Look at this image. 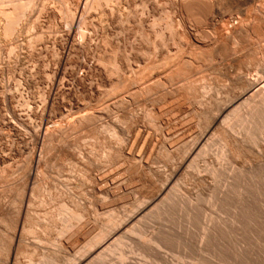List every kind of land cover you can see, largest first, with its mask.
Returning <instances> with one entry per match:
<instances>
[{"label":"bare ground","instance_id":"bare-ground-1","mask_svg":"<svg viewBox=\"0 0 264 264\" xmlns=\"http://www.w3.org/2000/svg\"><path fill=\"white\" fill-rule=\"evenodd\" d=\"M119 1L0 0V44H8V56L23 52L33 63L38 53L44 52L55 59L44 90L30 96L18 80L13 91L2 97L13 103L15 117L39 120L35 128L32 121L28 125L32 149L20 172L16 171L17 179L11 185L14 196L7 208L3 186L0 193V264H105L115 251L124 264L126 240L162 257L160 250L170 233L162 229L146 236L142 220L169 214L176 203L185 209L190 224L202 198L181 192L180 187L188 183L214 184L208 197L213 206L236 195L228 226L234 236L232 252H227L222 239L217 240L225 224L221 217L203 224L201 241L212 246L208 253L219 260L252 261L248 248L252 242L259 243L260 254H264V0H167L179 17L139 21L132 26V37L121 39V43L115 38L116 44L109 51L103 49L105 54L95 66L99 83L94 94L69 106L63 119L49 127L48 110L66 85L67 65L75 53L92 44L96 24L89 20L91 13L115 11L114 3ZM222 9H234V15H224ZM42 17L61 30L53 34L42 30ZM58 17L63 21L57 22ZM252 70L255 73L251 74ZM76 80L83 83L81 76ZM34 96L40 100L35 108L31 102ZM172 127L175 132L170 136L167 130ZM213 142L219 143L221 150L214 157L211 153L215 164L207 165L204 159ZM154 147H158L156 156L152 155ZM54 152L76 158L72 165L66 162L80 178L82 192L94 198L88 204L70 199L69 206L60 200L70 194L55 185L58 181L52 183L56 177L51 179V187L47 186L44 169L57 158ZM159 157L165 158L164 167L157 165ZM100 170L104 172L95 173ZM134 191L138 195L126 205L110 207L103 202ZM37 206L39 211L34 208ZM102 213L108 214L101 218ZM51 232L68 235L59 241L56 237V242Z\"/></svg>","mask_w":264,"mask_h":264},{"label":"rangeland","instance_id":"rangeland-1","mask_svg":"<svg viewBox=\"0 0 264 264\" xmlns=\"http://www.w3.org/2000/svg\"><path fill=\"white\" fill-rule=\"evenodd\" d=\"M121 1V2H120ZM119 3L117 5L114 6L115 11H112L109 13V11L105 10L102 11L103 9H98L95 14L94 12L91 13L89 20H93V22L96 24L95 25V30L92 31L91 33L93 34L92 36V44L90 46V48H86L83 52L80 53H75L70 62L69 65H67V76H66V85L64 86L63 90H60L57 99L54 101V106L52 104V106H50V110H48V115L51 118V123H49V127L53 126V121H59L63 119L64 115L66 114L65 110H68L67 108H69V106H76L79 102H81L80 100H83L87 95H93L94 94V90L96 89V85L99 83V79H98V74L97 71L95 69V66L97 64H99L100 62V57H102L105 54V51H109L112 46H114L116 44V41L121 43V41L123 39L132 37V32L133 27L135 26V23L139 22V21H144V20H154V19H160V20H167L168 18H172L173 16L175 17H179V12H175V10H173V8H171V3L169 1H165V0H120ZM124 1V3H123ZM156 1V2H155ZM162 1V2H161ZM159 2V3H157ZM165 2V3H164ZM152 3V4H151ZM169 3V4H168ZM140 4V5H139ZM165 6H164V5ZM122 5V6H121ZM135 5V6H134ZM168 7H167V6ZM117 6V7H116ZM128 6V8H127ZM153 6V7H152ZM149 7V9H148ZM155 7V8H154ZM123 8V9H122ZM152 8V9H151ZM157 8V9H156ZM148 9V10H147ZM154 9V10H153ZM162 9V10H161ZM120 10V11H119ZM145 10H147L148 12H146ZM156 10V11H155ZM175 13H173V11ZM230 10V11H229ZM226 11V9H222V13L224 15H234V9H229ZM101 11V13H100ZM136 11V12H135ZM145 11V12H144ZM155 11V12H154ZM158 11V13H157ZM233 11V12H232ZM104 12V13H102ZM108 12V13H107ZM115 12V13H113ZM120 14H117L119 13ZM139 12V13H138ZM142 12V15H141ZM168 12V13H167ZM127 13V15H126ZM134 13V14H133ZM157 13V14H156ZM97 14V15H96ZM100 14V17H99ZM103 14V15H102ZM107 14V15H105ZM113 14V15H112ZM138 14V15H136ZM140 14V15H139ZM154 14V15H153ZM159 14V16H158ZM178 14V15H177ZM184 13H182L183 15ZM119 15V16H118ZM130 15V16H129ZM156 15V16H155ZM163 15V16H162ZM170 15V16H169ZM185 15V14H184ZM103 16V17H101ZM106 16V17H105ZM110 16V17H109ZM121 16V17H120ZM141 16V17H140ZM151 16V17H150ZM154 16V17H153ZM166 16V17H164ZM97 17V18H95ZM126 17V18H125ZM144 17V18H143ZM164 17V18H163ZM168 17V18H167ZM45 19H43L42 17V27L44 31L46 32H50L49 30H51V34H53V32L55 30H61L59 25H55V24H49V20L47 17H44ZM59 20L57 19V22L59 21H63V19H60V17H58ZM101 18V19H100ZM106 18V19H104ZM112 21H111V19ZM117 18V19H116ZM129 18V19H128ZM162 18V19H161ZM166 18V19H165ZM116 19V20H115ZM123 19V20H122ZM126 19V20H125ZM131 19V20H130ZM104 20V21H103ZM120 20V21H119ZM136 20V21H135ZM97 21V22H96ZM100 21V23H99ZM130 21V22H129ZM132 21V22H131ZM135 21V22H134ZM101 22H106L103 24ZM119 22V23H118ZM191 24H194V20L191 19ZM237 22V21H236ZM109 23V24H108ZM122 25H121V24ZM134 23V25H133ZM235 23V22H234ZM44 24V25H43ZM101 24V25H99ZM121 25V26H120ZM191 25V27H193ZM52 26L54 27L52 30ZM56 26V28H55ZM99 26V27H98ZM105 26V27H104ZM108 27V29H107ZM60 28V29H59ZM65 27H63L64 29ZM99 28V29H98ZM102 28V29H101ZM48 29V30H46ZM111 29V30H110ZM127 29V30H126ZM132 29V30H131ZM100 30V31H97ZM103 30V31H102ZM113 30V31H112ZM105 31V32H104ZM110 31V32H108ZM118 31V32H117ZM94 32V33H93ZM108 32V33H106ZM99 33V34H98ZM135 32H133L134 34ZM95 34V35H94ZM112 34V35H109ZM99 35V36H98ZM106 35V36H105ZM119 35V36H118ZM124 37H123V36ZM128 35V36H127ZM97 36V37H94ZM105 36V37H104ZM109 36V37H108ZM99 37V38H98ZM109 39H107V38ZM95 38V39H94ZM103 38V39H102ZM107 39V42L106 39ZM116 38V39H115ZM97 39H101V40H97ZM105 39V40H104ZM112 39V40H111ZM116 41H115V40ZM122 39V40H121ZM97 42H96V41ZM112 41V42H110ZM95 42V44H93ZM3 43V46H1L2 44H0V50H2L4 48V50L0 51V90L1 93L3 92V94H1L0 96V193L2 194V191L6 189V193L3 191L5 199L8 201L4 202V207L7 208L8 205L10 204L11 201V197L13 198L14 196V191L12 189H14V186L12 187L11 185L14 184V179H17V172H20V169L28 160V157L30 155V150L32 149V137H31V131L28 128V125H32L35 128V124L36 123V119L39 120L38 118L35 119H30L25 115H20V116H14L11 113V109L13 106V103L7 99L4 100V93L8 94L10 91L12 92V85L15 82H21L22 83V88L23 91L25 92V94L28 95H32L39 91V90H44L45 89V81L47 78V76L51 75L50 73L52 72V70L54 69V56L51 53H38V56H36V59L33 60V64L31 59L29 57H27V55H25V53L23 52H17L18 56L15 55H11L8 56L7 52H6V48L8 46V44L6 45V42H1ZM5 43V44H4ZM109 43V44H108ZM102 44V45H101ZM5 45V46H4ZM98 45V46H97ZM96 46V48H95ZM108 46V47H107ZM111 47V48H110ZM107 48V49H106ZM88 49V50H87ZM98 49V50H97ZM105 51H104V50ZM93 51V52H92ZM97 51V54H96ZM95 52V53H94ZM100 52V53H99ZM5 53V54H4ZM21 53V54H20ZM24 55H23V54ZM79 54V55H78ZM100 54V55H98ZM6 55V56H3ZM23 55V56H22ZM45 55V57H44ZM47 55V56H46ZM76 55V56H75ZM98 55V56H97ZM20 56V57H19ZM25 56V57H24ZM78 56V57H77ZM93 56V58H92ZM96 56V57H95ZM5 57V58H4ZM10 57H12V61L10 59ZM16 57V58H15ZM22 57V58H21ZM87 57V58H86ZM2 58V60H1ZM20 60H19V59ZM88 58L90 61H88ZM96 58V59H95ZM15 59V60H14ZM18 59V60H17ZM22 59V60H21ZM30 59V60H29ZM50 61H49V60ZM93 59V60H92ZM4 60V61H3ZM9 60V61H8ZM28 60V62H27ZM43 60V61H42ZM75 60V61H73ZM85 60V61H84ZM97 62H96V61ZM7 61V62H6ZM11 61V62H10ZM27 63H25V62ZM30 61V62H29ZM39 61V62H38ZM42 61V62H41ZM47 61V62H46ZM53 61V62H52ZM81 61V62H80ZM228 61V60H225ZM3 62V63H2ZM9 62V63H8ZM16 62V63H15ZM19 62V63H18ZM46 62V64H45ZM72 62V63H71ZM76 62V64H75ZM83 62V63H82ZM96 62V63H95ZM81 64L79 66V64ZM9 64V65H8ZM26 64V65H25ZM31 64V65H30ZM45 64V65H44ZM84 64V65H83ZM23 65V66H22ZM34 65V66H33ZM51 65V66H50ZM72 65V66H71ZM40 66V67H39ZM49 68V69H46ZM79 66V67H78ZM85 66V67H84ZM73 67V68H70ZM78 67V68H77ZM19 68V69H18ZM32 68H34L32 70ZM42 70V71H40ZM42 68V69H41ZM81 68V71H80ZM87 68V70H85ZM70 69V70H69ZM79 69V70H78ZM84 69V70H83ZM32 70V71H31ZM38 70V71H35ZM51 70V71H50ZM27 71V72H25ZM31 71L32 74H30L29 72ZM253 71V70H252ZM36 72V73H35ZM48 72V73H47ZM83 74H82V73ZM27 75H26V74ZM42 73H46L42 74ZM255 73L253 72H250ZM30 74V75H29ZM41 74V75H40ZM81 74V75H80ZM85 74V75H84ZM25 75V76H24ZM32 75V76H31ZM35 75V76H34ZM96 75V76H95ZM27 76V77H26ZM46 76V77H45ZM76 76H81L82 78V84H78L76 80ZM213 76V75H212ZM211 75H209V77H212ZM33 77V78H32ZM25 79V80H24ZM84 79V81H83ZM97 79V80H96ZM9 80V81H8ZM21 80V81H20ZM28 80V81H27ZM42 80V81H40ZM38 81H40L38 83ZM31 82V83H30ZM33 82V83H32ZM35 82V83H34ZM68 82V83H67ZM10 83V84H9ZM26 83V84H25ZM28 83V84H27ZM41 83V84H40ZM225 83V82H223ZM3 84V86H2ZM39 86H38V85ZM44 84V85H42ZM7 85L5 88L4 86ZM30 85V88H29ZM80 85V86H79ZM38 86V87H37ZM41 86V87H40ZM11 87V88H9ZM35 87V88H34ZM91 87V88H90ZM4 88V89H3ZM26 88V89H25ZM7 89V90H6ZM9 89V90H8ZM11 89V90H10ZM25 89V90H24ZM84 89V90H83ZM88 89V91L86 90ZM91 89V90H90ZM93 89V90H92ZM36 90V91H35ZM30 92V93H29ZM32 92V93H31ZM35 92V93H34ZM69 92V93H68ZM80 92V93H79ZM73 94V95H72ZM30 95V96H31ZM3 97V99H2ZM75 97V98H74ZM79 98V99H78ZM36 99V101H34ZM77 101H75V100ZM72 100V103H71ZM7 101V102H6ZM57 101V102H56ZM63 101V102H62ZM68 101V102H67ZM32 105L33 107L36 106H40V100H37V97H33V99H31ZM34 102V103H33ZM59 102V103H58ZM62 102V103H61ZM76 102V103H74ZM5 103V104H4ZM37 105H36V104ZM39 103V104H38ZM65 103V104H64ZM73 105H71V104ZM68 104V105H67ZM12 105V106H11ZM15 105V103H14ZM63 105V106H62ZM11 108H10V107ZM65 106V108H64ZM63 107V108H61ZM10 108V109H9ZM35 108V107H34ZM64 112H62V111ZM60 111V112H59ZM8 112V113H7ZM10 112V113H9ZM5 114V115H4ZM13 116H12V115ZM63 114V117H62ZM8 117V118H7ZM18 118V119H17ZM21 118V119H20ZM5 119V120H4ZM15 119V120H14ZM30 119V120H29ZM18 120V121H17ZM35 120V121H34ZM194 122V118L191 119ZM21 121V122H20ZM33 124H32V122ZM191 121V122H192ZM11 122V123H10ZM31 122V123H30ZM38 122V121H37ZM21 123V124H20ZM30 123V124H29ZM27 124V125H26ZM16 126V127H15ZM10 127V128H9ZM173 128V130H172ZM169 128V130H167L168 134L171 136L174 132H175V128L172 127ZM7 129V130H6ZM24 129V130H23ZM10 131V132H9ZM18 133V134H17ZM21 133V134H20ZM31 139V140H30ZM217 142H213L210 145L209 148V153L207 154V156H205L204 161L205 164L209 165L213 162V164H215V161L213 160L212 157H214L216 154L220 153L221 150V146L219 143V145L216 144ZM216 144V145H215ZM218 146V147H217ZM45 148V147H44ZM220 148V149H217ZM156 149V150H155ZM28 150V151H27ZM23 151V152H22ZM154 151V152H153ZM152 151V155L156 156V152L158 151V147H154ZM217 151V152H215ZM214 152V153H213ZM211 153H213V156L211 155ZM54 156L57 157L56 159H53V161L49 162L47 164L46 169H44L45 175H43V177H45V181L46 184L48 186V184H50L48 187H51V182L53 180H51L52 178L56 177L55 182L53 181L52 183H56V181H58L57 184L55 185H59V187L64 191V189L67 191H64L70 195H67L69 197L66 196V194L63 198V195L59 198L60 200H62L63 202H67V204L69 206H71L69 203H71L70 199H74L76 202H79V204L82 201H86V199L88 201H84L82 202V204H88L89 199L92 201L94 198L91 197L90 195H85L82 192V187H81V180H79L80 178L77 176V174L75 175L74 171H73V166L68 167V163L70 162V164L72 165L74 161H76V158H74V156H70V155H66L62 152L55 153L54 152ZM57 154V156H56ZM62 154H64V156H62ZM60 155V156H58ZM27 156V157H26ZM212 156V157H211ZM64 157V158H63ZM68 157V158H67ZM210 157V158H209ZM62 158V159H61ZM160 158V159H159ZM157 159V165L164 167L166 165V161L165 158L163 157H159ZM66 159V160H65ZM74 161H73V160ZM23 160V161H22ZM62 160V163H61ZM65 160V162H64ZM69 162H66L68 161ZM26 161V162H24ZM72 161V162H71ZM160 161V162H159ZM207 161V162H206ZM209 161V162H208ZM239 161V162H238ZM11 162V163H10ZM239 163L241 164L240 160H237L235 163ZM9 163V164H8ZM22 163V164H21ZM235 164L236 166H239V164ZM4 164V165H3ZM53 164V165H52ZM67 164V166L65 165ZM75 166H77V162L74 163ZM52 165V166H51ZM56 165V166H55ZM58 167V168H57ZM64 167V168H63ZM70 168V170H69ZM6 169V170H5ZM53 169V170H52ZM5 170V171H4ZM15 170V171H14ZM19 170V171H17ZM67 170V171H66ZM73 172H72V171ZM109 170V169H108ZM4 171V172H2ZM17 171V172H16ZM12 172V173H11ZM64 172V173H63ZM66 172V173H65ZM101 172V173H99ZM104 171L100 170L97 171L95 173H97L98 175L102 174ZM3 173V175H2ZM10 173V174H9ZM56 173V174H55ZM60 173V174H58ZM44 174V173H43ZM74 174V175H73ZM14 175V176H13ZM17 175V176H16ZM51 175V176H50ZM68 175V176H67ZM58 176V177H57ZM67 176V177H65ZM78 180H77V177ZM2 177V178H1ZM13 177V178H12ZM72 179H71V178ZM51 180H49V179ZM58 178V179H57ZM47 179V180H46ZM62 180V181H60ZM72 180V181H70ZM7 181V182H6ZM50 181V182H47ZM74 181V182H73ZM77 181V182H76ZM5 182V183H4ZM12 182V183H10ZM69 184H68V183ZM71 182V183H70ZM73 182V183H72ZM61 183V184H60ZM66 183V184H65ZM71 184V185H70ZM76 184V185H75ZM11 186L12 188L9 190L8 187L6 188V186ZM73 185V186H72ZM2 186L5 188H2ZM9 186V187H10ZM63 186V188H62ZM67 187L70 186V189L68 190ZM134 187L138 186L137 184L133 185ZM185 186V187H184ZM205 186V187H204ZM213 186L214 184H209L207 183V185H201V186H197L193 183H188V184H184L183 187H180L181 192L186 195L189 196L191 198H195V197H200L202 198L199 203H198V209H197V215L193 218V220H190V224L187 222L188 220L186 219L187 214L185 213L186 211H184L185 209L181 208L178 204H174V206L172 207V209L170 210L169 214H161L160 216H155L151 215V217H147L145 219L142 220V224H141V230L142 232H144L143 234H146V236L151 235L153 233H157L158 231H168L170 233V235H167V237L165 239V241H167L165 243L164 248H161L160 253H162V257L158 256L155 253H153L152 250L150 249H146V251H144V249H142L139 245H136L135 243L129 241V243L127 242V240L125 241V245L123 246L125 255H124V264H264V254L261 252L260 254V250L259 248H262L259 243H255L252 242L251 245L248 247L249 251L251 252V256H252V261H239V262H235L231 259H226L224 261L219 260L218 258L209 255L208 252H212V246L207 243V241L202 240L201 241V233L203 231V226L209 221V219H216V218H220L221 220H224V223L226 224V226L222 225L223 228L219 229V234H218V239L217 240H221L224 242L227 252L231 253L232 252V246L234 243V236H232L229 232V227L230 226V221L229 219L231 218L233 212H234V202L236 200V195L233 194V198L230 200H226L223 201L222 204L213 206L211 203L208 202V197L211 195V193L214 191L213 190ZM58 187V186H57ZM58 187V188H59ZM74 187V190H73ZM76 187V188H75ZM202 187V188H201ZM8 189V190H7ZM78 191H76V190ZM138 189H143L144 188H138ZM210 189V190H209ZM12 190V191H11ZM74 191V193H71L70 191ZM212 190V192H211ZM207 191V192H206ZM70 192V193H69ZM82 193V194H81ZM236 193V192H235ZM0 194V195H1ZM10 194V195H9ZM76 194V195H75ZM79 194V195H78ZM194 194V195H193ZM73 195V196H71ZM138 192L134 191L130 194L127 195H119L116 200H109L108 198L105 199L103 202L106 205H111L110 207H113L115 205H126L128 204V201L130 202L131 200H133V197L137 196ZM207 195V196H206ZM235 195V196H234ZM9 196V197H7ZM76 199H75V197ZM74 197V198H73ZM79 197V198H77ZM83 197V198H82ZM8 198V199H7ZM66 198H68V201L66 200ZM119 198V199H118ZM204 198V199H203ZM65 201H64V200ZM83 199V200H82ZM118 199V200H117ZM82 200V201H81ZM112 201V204H111ZM124 202V203H123ZM8 203V204H6ZM110 203V204H109ZM116 203V204H115ZM121 203V204H119ZM225 203V204H224ZM6 205V206H5ZM177 205V206H176ZM108 206V207H109ZM211 206V207H210ZM218 206V207H217ZM222 206V207H221ZM180 207V209H178ZM36 208L37 211H39L38 206L34 207ZM38 208V209H37ZM182 209V210H181ZM207 210V211H206ZM182 211V212H181ZM100 212V211H99ZM184 212V213H183ZM108 213H102L99 214V217L101 218H105V216ZM214 215V216H213ZM216 215V216H215ZM220 215V216H217ZM104 216V217H103ZM163 216V218H162ZM211 216V217H210ZM161 217V218H160ZM167 217V219H165ZM155 219V220H154ZM181 219V220H180ZM208 219V220H207ZM92 221V220H90ZM156 221V222H154ZM170 222V223H169ZM202 222V223H201ZM188 223V224H187ZM89 224L88 226L91 225V222L88 221ZM202 224V225H201ZM204 224V225H203ZM167 225V226H166ZM183 225V226H182ZM227 227V228H226ZM160 228V230H159ZM151 230V231H150ZM157 230V231H156ZM66 234V233H65ZM65 234L64 235H57L55 232H51L50 235L53 239H55L56 242L59 241V238H65ZM221 234V235H220ZM68 235V234H66ZM58 238V241L56 240ZM184 237V239L182 238ZM171 239V240H170ZM183 239V241H182ZM185 240V242H184ZM227 243H226V242ZM128 246H127V245ZM134 244V245H133ZM198 244V245H197ZM131 245V246H129ZM130 247V248H128ZM211 250H210V249ZM252 248V249H251ZM142 249V250H141ZM183 249V250H182ZM130 250V251H129ZM148 250V251H147ZM210 250V251H209ZM152 251V252H151ZM207 251V252H206ZM119 252L115 251L113 254H111L104 262H106L105 264H120L121 263V259L119 258ZM140 255V256H139ZM137 256V257H136ZM165 256V257H164ZM126 257V259H125ZM164 258V259H163ZM179 258V259H178ZM212 258V259H211ZM163 259V260H162ZM216 259V260H215ZM133 260V261H132ZM210 260V261H209ZM126 261V262H125ZM163 261V262H162ZM165 261V262H164ZM118 262V263H117ZM135 262V263H134ZM104 264V263H103Z\"/></svg>","mask_w":264,"mask_h":264}]
</instances>
